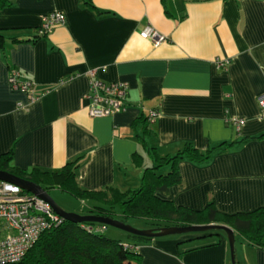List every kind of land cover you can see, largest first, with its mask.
<instances>
[{
    "label": "crops",
    "instance_id": "0c3cea01",
    "mask_svg": "<svg viewBox=\"0 0 264 264\" xmlns=\"http://www.w3.org/2000/svg\"><path fill=\"white\" fill-rule=\"evenodd\" d=\"M10 2L0 11V157L13 150L11 168L53 173L79 160V188L126 192L152 164L145 144L164 157L186 143L205 152L227 142L207 165L182 161L180 184L159 196L194 210L214 203L228 215L264 208L257 100L264 94V0ZM54 12L66 24L34 41ZM146 28L165 41L155 46L142 38ZM92 70L100 81L129 85L125 110L89 115ZM13 71L30 92L11 88ZM151 112L159 116L145 132L137 122ZM234 117L246 121L239 132L228 123ZM202 236L159 238L137 250L142 264H232L226 236ZM238 241L237 264H264V249Z\"/></svg>",
    "mask_w": 264,
    "mask_h": 264
},
{
    "label": "trees",
    "instance_id": "16d2710c",
    "mask_svg": "<svg viewBox=\"0 0 264 264\" xmlns=\"http://www.w3.org/2000/svg\"><path fill=\"white\" fill-rule=\"evenodd\" d=\"M85 2L91 5L90 0ZM10 5V0H0V11ZM37 39L42 38L36 34L34 41ZM0 42H5L1 33ZM142 123L145 126L144 131L147 132L148 118L137 122ZM231 145L232 143L225 142L201 152L192 143H186L175 155L161 157L155 149L145 144L152 164L143 170L140 186L126 192L117 189L90 192L79 188V160L68 163L59 172L48 173L39 169L26 172L11 168V150L0 157V171L31 181L47 192L58 189L80 201L93 202L88 215L110 218L126 225L131 220H142L149 226V230L192 225L226 226L234 231L236 239L264 249V208L250 213L228 215L219 212L214 203L194 210L176 206L172 201L159 196L180 184L179 164L182 161L197 166L207 165L215 155L226 152ZM135 162L138 167H142L143 157L139 155ZM107 228L109 227L98 223L75 224L63 220L59 226L41 235L20 264H142L138 247L148 245L155 239L131 234H127L126 241L110 239L105 235ZM213 233L200 235H203L202 238L218 235ZM220 234L225 235L223 232Z\"/></svg>",
    "mask_w": 264,
    "mask_h": 264
},
{
    "label": "built area",
    "instance_id": "2783aa9c",
    "mask_svg": "<svg viewBox=\"0 0 264 264\" xmlns=\"http://www.w3.org/2000/svg\"><path fill=\"white\" fill-rule=\"evenodd\" d=\"M63 13L54 12L45 16L37 30V36H48L54 27L66 24ZM141 37L151 40L155 46L165 41V38L152 28H146ZM225 68L228 61L218 63ZM97 71L89 72L90 90L88 92L89 115L92 118L112 117L126 108L129 85L122 82H103L96 78ZM12 89L30 92V84L19 80V74L13 71L8 80ZM261 119L264 120V94L257 98ZM157 112H151L148 121L153 122L158 117ZM239 132L246 121L234 117L228 120ZM55 213L51 204L38 196L23 191L14 184L0 182V264H20L29 250L38 242L41 235L59 226L63 222Z\"/></svg>",
    "mask_w": 264,
    "mask_h": 264
},
{
    "label": "water",
    "instance_id": "95a60500",
    "mask_svg": "<svg viewBox=\"0 0 264 264\" xmlns=\"http://www.w3.org/2000/svg\"><path fill=\"white\" fill-rule=\"evenodd\" d=\"M0 182L10 183L18 186L23 191L30 193L32 195L38 196L41 199L49 202L53 207V210L56 214H58L61 218L66 221L73 222L75 224H83V223H98L108 227H112L127 234L151 238V239H159L165 237L172 236H181V235H189V234H206V233H216L220 234L223 232L228 240L229 250H230V258L232 264H237L236 262V250H235V233L232 229L226 226L220 225H192L187 227H170V228H162L159 230H137L132 226L126 225L121 221L113 220L110 218L97 217L92 215H77L75 213H69L64 211L39 185L19 178L15 175H12L5 171H0Z\"/></svg>",
    "mask_w": 264,
    "mask_h": 264
},
{
    "label": "rangeland",
    "instance_id": "374dc122",
    "mask_svg": "<svg viewBox=\"0 0 264 264\" xmlns=\"http://www.w3.org/2000/svg\"><path fill=\"white\" fill-rule=\"evenodd\" d=\"M49 196L64 210L69 213H75L83 216L88 211L87 201H80L69 194L63 193L58 189H53L48 192ZM88 205V206H87ZM129 225L137 230H149V226L142 220H131ZM105 235L110 239H122L127 240V233L121 230L109 227L105 231ZM225 236V235H223ZM174 237V236H173ZM213 240V239H212ZM204 241H196L192 245L203 244ZM239 246V241L236 244V248Z\"/></svg>",
    "mask_w": 264,
    "mask_h": 264
}]
</instances>
